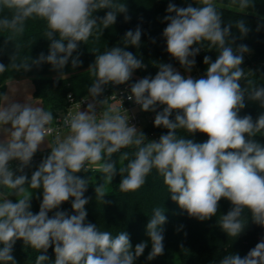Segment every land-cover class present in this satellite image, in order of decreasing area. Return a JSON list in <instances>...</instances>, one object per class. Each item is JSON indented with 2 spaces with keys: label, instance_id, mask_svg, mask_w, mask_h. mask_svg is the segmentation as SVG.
<instances>
[{
  "label": "clouds",
  "instance_id": "1",
  "mask_svg": "<svg viewBox=\"0 0 264 264\" xmlns=\"http://www.w3.org/2000/svg\"><path fill=\"white\" fill-rule=\"evenodd\" d=\"M195 4L178 7L168 3L162 36L167 53L188 72L202 49H215L214 61L209 56L203 59L205 75L185 77L172 64L159 63L154 77L145 76L124 90L141 111L155 113L154 127L168 130L158 141L149 140L129 123L122 99L120 107L106 106L110 99H117L115 94L97 99L105 86L127 84L136 70L146 67L141 58L125 50L140 47L139 25L126 31L123 47L95 53L87 70L94 79L85 98L91 97L92 102L85 110L79 104L75 113L69 111L57 121L67 129L63 138L49 141V134L56 131L51 127L54 115L41 103L30 98L19 103L0 94V264H17L13 250L18 240L38 252L35 264H46L49 248L55 254L54 264H136L149 243L148 261L163 255L167 217L160 207L153 209L146 225L149 240L135 247L126 231L113 235L86 222L89 184L94 186L96 200L106 203L117 163L121 192L140 189L155 169L167 186L168 197L190 218L210 220L223 198L231 208L219 216L217 225L227 237L240 236L249 220L264 228V146L252 139L264 135V113L255 120L251 115L240 116L246 98L264 107V87L256 86L241 67L250 49L246 44L234 47L232 34L235 28L244 39L251 29L243 19L225 23L214 0H195ZM233 4L240 13L254 8L253 0H233ZM101 10L107 11L97 17L95 13ZM128 12L125 0H0V31L10 34L4 35V45H13L10 63H0V74L9 69L28 72L49 64L62 78L69 61L72 68L81 66L80 44L94 30L101 34L114 25L118 15L130 21ZM36 18L46 22L42 37L49 41L48 53L21 57L15 37L23 34L29 19ZM262 26L258 24L256 30ZM241 80L246 81L245 87ZM179 130L189 135L200 132L208 139L197 143L180 136ZM45 141L50 153L29 179L25 169L32 166ZM117 153L118 161H113ZM13 161L18 162L15 168ZM80 172L99 173V182L93 175L78 176ZM38 189H42V200L34 214L31 201L33 190ZM70 199L73 214L58 210ZM219 264H264V238L245 256L228 254Z\"/></svg>",
  "mask_w": 264,
  "mask_h": 264
},
{
  "label": "trees",
  "instance_id": "2",
  "mask_svg": "<svg viewBox=\"0 0 264 264\" xmlns=\"http://www.w3.org/2000/svg\"><path fill=\"white\" fill-rule=\"evenodd\" d=\"M131 19L124 21L123 15H118L117 21L108 29L100 31L94 30L93 36L84 44L81 43L78 49L79 58L82 64L78 68H72L71 62L64 68L63 77L57 71L52 70L49 64H43L40 67H33L28 72H14L9 69L0 74V94H4L8 82L20 78H30L33 84V97L40 101L46 110L53 114L63 111L69 104L70 95L75 101L88 96V88L94 77L90 71H87L89 65L95 60V53L100 54L111 47L120 45L123 47V37L128 30H135L139 25L142 29L141 45L136 47L129 46L125 50L130 51L141 58L146 65L144 69H138L133 77H154L158 71L159 63H169L184 76L186 71L178 61L173 59L166 51V41L162 36L163 29L167 26L163 22V17L167 15L166 8L168 3H174L178 7H186L188 4L196 6L195 0H125ZM222 13L225 23L236 19L246 21L251 31L244 39L239 38V32L233 28L232 34L235 37V45L246 44L250 52L244 55L241 67L249 74L256 86L264 87V26L257 31V25H264V0H253L254 8L249 9L247 13H240L238 7L233 4V0H214ZM107 10H101L95 15L103 17ZM46 30V22L42 19H29L26 22L25 30L22 35L15 37L17 44L21 46L20 56L37 57L41 52L47 55L49 41L43 36ZM4 35L9 33L0 31V63L8 65L10 55L13 52V45L9 43L4 45ZM153 39L155 43H153ZM74 56L77 53L73 54ZM215 49L209 51L202 49L195 57V66L191 70L206 72L207 65L203 63L205 56L211 57L214 61L217 58ZM245 80H241L240 83ZM113 85L105 86V90H112ZM246 107L241 110L240 116L251 115L255 120L260 114L264 113V107L259 102L249 101L246 98ZM162 110V109H161ZM175 113H173L174 119ZM163 127H148L147 134L154 133L153 138L149 140H159L162 134L167 133ZM180 136L192 139L194 142H205L208 137L206 134L197 132L189 135L185 130H179ZM256 142L264 146V135L257 134L253 137ZM38 151L34 157L40 156ZM119 153L114 154L113 161H118ZM125 164L127 161L124 162ZM39 164H35L25 169L29 179L32 172L36 170ZM119 164L117 163V175L113 178L111 185L107 187L109 192L102 203L96 200L94 186L89 184L85 197L89 203L85 206L87 211L86 222L97 225L102 231H110L116 235L120 231H126L130 236L133 247L136 244L148 241L146 225L150 220L152 211L160 207L165 211L167 222L163 225L164 232V254L156 257L152 261L147 260V255L151 250V244L145 249L136 264H219V261L228 254H239L245 256L262 238H264V228L251 223L244 232L237 238L227 237V235L217 225V220L222 214H226L231 208L229 201L221 199L219 202V211L216 216L208 221H198L190 218L187 212L171 201L168 197L167 186L163 183V178L158 175L155 169L149 174L146 183L136 191L121 192L119 183L121 176L118 173ZM19 174V173H18ZM78 176L96 177L99 182V173L80 172ZM15 200L14 197H12ZM42 195L34 196L31 204L33 213H38ZM71 199L64 202L60 209L72 213ZM56 210L49 213L52 216ZM180 226H183L180 228ZM180 228L179 231L177 229ZM186 233V235H185ZM13 255L17 264H35V258L38 252L31 248H25L23 241L18 240L14 246ZM47 255L49 260L46 264H54L55 254L53 248H49Z\"/></svg>",
  "mask_w": 264,
  "mask_h": 264
},
{
  "label": "built area",
  "instance_id": "3",
  "mask_svg": "<svg viewBox=\"0 0 264 264\" xmlns=\"http://www.w3.org/2000/svg\"><path fill=\"white\" fill-rule=\"evenodd\" d=\"M186 72H188V71H186ZM205 73L206 72H201V71H198V70H191L190 72H188V74L191 75L193 78H200L201 76L205 75ZM184 76L187 77V75H184ZM139 79H141V77L137 76V77H134L133 79H131L127 84L116 86L110 91L105 90L102 93V95L100 97H98L97 99L102 100L104 98L110 97L113 94H115L117 99L116 100H111L110 99L108 101V105H106V106L120 107L119 99H122V106H123L124 109H126L128 111L129 116H130L129 123L132 124V125H135L138 129L142 130L146 134L147 137L153 138L154 133L151 132V133L147 134V129H148V127L154 126L155 113L151 112V111H149V112L141 111L140 106L134 104L132 101H129L127 99V93L124 91L125 89L129 88V85L131 83H134L135 81H137ZM69 96H68L69 104L66 107V109L63 110V111H59V112H56L55 114H53L54 115V120H53V123H52L51 127L56 129V131H54L53 133L49 134L48 138L51 141H54L57 137L63 138L65 135L68 134L67 133V129H64L61 126L62 121H61V123H57V121L60 118H62L63 116L67 115L69 113V111H71L72 113H75L78 110V105L79 104H80L81 110H85L86 107H87V104L89 102H92V98L91 97H89L87 100H85V98H87L88 96L83 97L80 100H76V101L72 97H71V99H69ZM97 110L99 111V107L97 108ZM157 110L159 111V110H161V108H158ZM49 153H50V151H42V152H40L41 155L38 156V157H34L32 164L33 165L39 164L41 162L42 158L44 156L48 155ZM17 163L18 162H16V161L12 162L13 168H15Z\"/></svg>",
  "mask_w": 264,
  "mask_h": 264
},
{
  "label": "crops",
  "instance_id": "4",
  "mask_svg": "<svg viewBox=\"0 0 264 264\" xmlns=\"http://www.w3.org/2000/svg\"><path fill=\"white\" fill-rule=\"evenodd\" d=\"M22 81H23L22 79H17L14 84L7 86L5 90V95H6V92L10 91V93H12L13 96H16L15 98L18 99L17 102L19 103H24L28 99L26 97L21 96L22 89H24V85H25ZM24 90H27V92H29L28 94H30L33 97V84H28L27 89H24ZM49 141L51 142L50 139ZM42 151H50V148L47 147V141H45V144L41 146V150L39 152H42Z\"/></svg>",
  "mask_w": 264,
  "mask_h": 264
},
{
  "label": "rangeland",
  "instance_id": "5",
  "mask_svg": "<svg viewBox=\"0 0 264 264\" xmlns=\"http://www.w3.org/2000/svg\"><path fill=\"white\" fill-rule=\"evenodd\" d=\"M183 74H184V75H187V76L189 75L188 72H186V71H185ZM20 79H22V80H23L22 82L25 84V85H24V89H27V85H28V84H32V80H31L30 78H28V77H27V78H20ZM262 79L264 80V75H262ZM15 81H16V80H12V81L8 82V86L11 85V84H14ZM23 83H22V84H23ZM241 86H242V87H245V86H246V82L242 81V82H241ZM24 89H22V95H21V94H20V95L23 96V97H26V98L33 99V97H32L30 94H28L29 92H27V90H24ZM23 90H24V91H23ZM4 94H5V93H4ZM6 95H7L11 100H14V101H16V102L18 101V99L15 98L16 96H13L12 93H10V91H9V92H6ZM21 96H20V97H21ZM33 100H34V101H37V102H39V103H41L40 101H38V100H36V99H33ZM41 104H42V103H41ZM42 106H43V105H42ZM48 139H49V138H48ZM37 195H42V189L33 190V197H34V196H37Z\"/></svg>",
  "mask_w": 264,
  "mask_h": 264
}]
</instances>
